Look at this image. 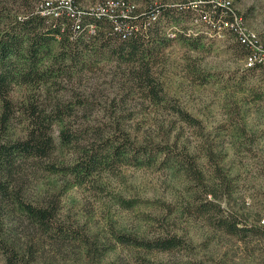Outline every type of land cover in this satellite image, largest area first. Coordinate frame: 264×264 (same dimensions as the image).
<instances>
[{
	"label": "rangeland",
	"instance_id": "rangeland-1",
	"mask_svg": "<svg viewBox=\"0 0 264 264\" xmlns=\"http://www.w3.org/2000/svg\"><path fill=\"white\" fill-rule=\"evenodd\" d=\"M133 1L139 8L144 5V0ZM149 1L178 7L174 8L178 15L161 30L169 46L153 69L154 78L163 95L197 119L203 132L179 121L170 124L175 120L170 108L155 109L143 101L136 85H122L123 68H116L114 61L98 59V70H85L80 80L62 82L68 88L94 89L87 117L98 123L115 118L121 130L137 135L139 141L159 144L162 151L149 161L138 157L140 152L136 160L129 155V161L82 186H73L68 177L43 166L29 175L26 195L34 199L43 191L56 193L58 223L74 235H85L95 247L107 248L101 257L96 251L85 259L78 241L42 240L30 250L31 264H264V225L260 223L264 217V0L230 4L242 26L255 34L253 49L238 44L228 30L218 32L219 23L211 15L224 0ZM40 2L0 0V29L31 11L39 13ZM84 2L86 9H94L96 0ZM39 14L49 16V12ZM247 55H252L257 67L250 69ZM25 96L24 88H16L12 99L19 102ZM15 128L18 132L20 127ZM205 149L212 152L210 159ZM70 155L63 153L57 164L60 158L70 162ZM185 155L193 158L201 183L185 174ZM214 162L217 165L212 166ZM218 174H223L225 183L218 181ZM198 199L214 202L222 216L230 215L241 226L258 231H243L236 237L223 234L216 227L217 212L197 213ZM9 212L0 221V239L12 240L23 249L37 244L32 228L20 223L19 210L14 206ZM116 234L139 240L174 235L182 243L171 252H146L116 243Z\"/></svg>",
	"mask_w": 264,
	"mask_h": 264
},
{
	"label": "trees",
	"instance_id": "trees-1",
	"mask_svg": "<svg viewBox=\"0 0 264 264\" xmlns=\"http://www.w3.org/2000/svg\"><path fill=\"white\" fill-rule=\"evenodd\" d=\"M39 1L41 10L38 12L43 13V6L49 4V0ZM107 1L115 4L112 13L102 15L95 11L97 6L110 11ZM135 3L133 0H96L94 9L88 10L84 0H73L71 10L63 8L57 17L31 11L15 18L7 29H0V221L15 206L21 213L20 223L28 224L37 237V244L33 242L25 249L12 240L0 239L3 264H31L30 250L42 240L56 244L66 238L78 241L82 243L85 259L94 257L96 251L101 257L102 250H107L95 247L85 235L78 232L74 235V231L68 232L58 223L60 199L56 193L43 191L34 199L25 194L27 178L38 173L41 166L68 177L73 186H82L92 183L105 171L115 170L118 163L129 161V155L136 160L140 152L138 157L149 161L156 160L157 153L162 151L159 144L139 141L137 135L121 130L115 118L98 123L87 117L85 112L93 108L94 89L68 88L62 82L80 80L85 70H98V59L99 62L114 61L116 68H123L122 85H136L134 89L143 101L155 109L170 108L175 119L170 124L179 121L203 132L197 119L163 95L154 78L153 69L169 46L161 30L166 21L178 15L174 9L177 5L144 0L139 8ZM211 16L218 22L231 21L234 16L241 19L229 6L214 7ZM249 57L252 55L246 56ZM249 67L253 69L257 65L252 63ZM16 88L26 90L25 98L19 102L12 99ZM16 124L20 127L18 132ZM172 128L168 129V135ZM65 152L71 154L70 162L60 158L57 164L63 153L67 155ZM210 153L205 149L208 159ZM182 161L189 179L201 183L193 158L185 155ZM217 178L219 182L226 181L223 174H218ZM196 206L197 213L217 212L216 227L225 235L236 237L243 231H258L241 226L230 215L222 216L220 207L210 200L198 199ZM115 240L118 244L154 253L171 252L182 243L174 235L139 240L116 234ZM242 241L245 245L249 243Z\"/></svg>",
	"mask_w": 264,
	"mask_h": 264
},
{
	"label": "built area",
	"instance_id": "built-area-1",
	"mask_svg": "<svg viewBox=\"0 0 264 264\" xmlns=\"http://www.w3.org/2000/svg\"><path fill=\"white\" fill-rule=\"evenodd\" d=\"M73 0H49V4L43 6V13L49 12V16L57 17L60 15L61 9H67L71 10ZM233 2V0H224L222 7H230V4ZM110 11H107L104 9L103 6H97L95 8V11H97L99 14L102 15L112 13V8H115V4H113L112 1H107L106 5ZM108 12V13H107ZM205 21H207L206 17H203ZM209 21V20H208ZM241 19L234 16V18L229 20H223L218 22L219 25L217 26L218 32H223L225 30H228L227 32H231L237 41H239L241 44L249 47L250 49H253L256 45V36L254 33H252L250 30H247L244 26H242ZM91 29H93L92 26H90ZM248 66L252 65V57L247 58ZM261 224L264 225V217L260 221Z\"/></svg>",
	"mask_w": 264,
	"mask_h": 264
}]
</instances>
